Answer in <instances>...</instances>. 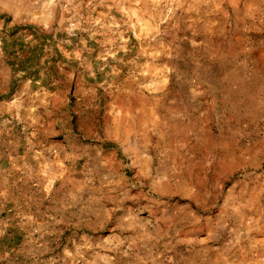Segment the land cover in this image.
<instances>
[{
  "label": "rangeland",
  "instance_id": "1",
  "mask_svg": "<svg viewBox=\"0 0 264 264\" xmlns=\"http://www.w3.org/2000/svg\"><path fill=\"white\" fill-rule=\"evenodd\" d=\"M0 90L9 264H264V0H0Z\"/></svg>",
  "mask_w": 264,
  "mask_h": 264
},
{
  "label": "crops",
  "instance_id": "2",
  "mask_svg": "<svg viewBox=\"0 0 264 264\" xmlns=\"http://www.w3.org/2000/svg\"><path fill=\"white\" fill-rule=\"evenodd\" d=\"M5 94L6 91L0 90V264H9L11 257L19 259L17 240L22 235L16 226L25 219L22 208L28 203L29 178L34 172L21 150L24 142L5 129V109L10 107L2 101Z\"/></svg>",
  "mask_w": 264,
  "mask_h": 264
},
{
  "label": "trees",
  "instance_id": "3",
  "mask_svg": "<svg viewBox=\"0 0 264 264\" xmlns=\"http://www.w3.org/2000/svg\"><path fill=\"white\" fill-rule=\"evenodd\" d=\"M29 61V60H28ZM34 79V78H33Z\"/></svg>",
  "mask_w": 264,
  "mask_h": 264
}]
</instances>
